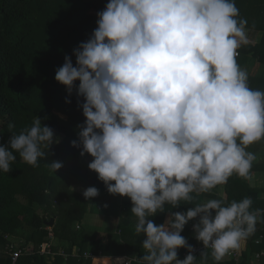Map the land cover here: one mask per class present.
I'll return each instance as SVG.
<instances>
[{"label": "clouds", "instance_id": "1", "mask_svg": "<svg viewBox=\"0 0 264 264\" xmlns=\"http://www.w3.org/2000/svg\"><path fill=\"white\" fill-rule=\"evenodd\" d=\"M247 23L235 0H109L92 36L74 49L77 66L65 56L56 71L69 95L79 81L76 92L85 100L86 121L72 146L93 157L88 167L109 194L133 205L135 232L146 237L138 264H196L181 235L190 221H198L195 239L220 264L264 223V209H253L250 197L193 204L233 175L253 182L258 156L248 148L264 141V91L249 86L237 62L238 49L250 43ZM54 142L59 138L36 116L0 145V171L10 172L14 153L39 166ZM46 167L56 175L63 164ZM82 194L91 201L99 191L88 187ZM181 202L193 206L170 211L159 226L150 219ZM185 248L181 260L178 250ZM208 255L201 253V264ZM91 259L130 264L132 258Z\"/></svg>", "mask_w": 264, "mask_h": 264}, {"label": "trees", "instance_id": "2", "mask_svg": "<svg viewBox=\"0 0 264 264\" xmlns=\"http://www.w3.org/2000/svg\"><path fill=\"white\" fill-rule=\"evenodd\" d=\"M108 3L109 0H0V145H7L12 136L29 128L36 116L44 123L42 126L65 134V139L52 145L48 158L41 159L39 166L28 165L14 153L17 158L11 162L10 172L0 171V264H13L4 253L9 236L28 248V253L15 264H92V259H87L85 254L128 257L132 258L131 264H138L134 259L143 256L142 244L146 237L137 235L135 227H129L135 221L126 198L122 197L119 215L112 213L113 195L97 173L91 174L82 166V146H72V141L79 143L78 133L86 121L82 108L85 100L76 92L79 81L69 95L66 87L55 80L65 56L77 66L74 49L92 36L98 26V13L104 11ZM235 4L240 18L248 21L246 28L264 32V0H235ZM244 51L264 63V37L259 45L238 49V57ZM249 86L264 91V78L249 79ZM69 100L71 102L67 103ZM51 161L63 164L56 175L50 174L46 167ZM256 171L263 172L264 164L253 163L252 173ZM246 182L236 175L230 177L225 203L250 197L253 209H264V200L259 199L264 189H251ZM81 184L86 188L96 187L99 196L89 201L72 190V186ZM96 202H99L101 215L121 218L119 235L111 237L107 244L96 240L93 232L73 228L75 222H82L94 209ZM35 204L42 213L34 209ZM184 205L181 202L173 209L166 205V212L150 219L159 226L168 212H177ZM51 220L54 225L49 227ZM256 227V233L247 240L240 262L220 264H251L253 254L264 250V223L258 222ZM181 235L195 246L196 239L189 228H184ZM261 236L262 240L257 243ZM46 243H51L56 253L53 258L37 252L38 247ZM202 252L195 255L196 264L201 262ZM207 252V262L215 264L211 250ZM186 255V248L178 250L179 259L183 260Z\"/></svg>", "mask_w": 264, "mask_h": 264}, {"label": "crops", "instance_id": "3", "mask_svg": "<svg viewBox=\"0 0 264 264\" xmlns=\"http://www.w3.org/2000/svg\"><path fill=\"white\" fill-rule=\"evenodd\" d=\"M248 38L250 43L248 45L256 46L261 44L264 32L256 29L246 28ZM245 52V51H244ZM240 54V56L237 58L238 64L245 69L249 74V79L255 78V79H262L264 78V63H262L259 59H256L252 56L251 53H244ZM54 132V141L59 138L60 143L65 139V134L61 132H57L53 130ZM59 143V144H60ZM53 145H57V143H53ZM248 151H251L258 156V160L254 162L256 165L264 164V141L256 143L254 145H251L248 148ZM93 160V157L91 155L86 154L85 156L80 155V162L82 166L91 174H95V172L91 171L88 167L89 163ZM253 182L250 184L248 181L246 182V185H248L251 189H264V171H256L253 172ZM85 182V181H84ZM86 185H74L72 186V190H75L80 193V195H83V190L86 189ZM199 197H201L200 201L198 200ZM228 194L226 192V184L218 186L217 188L211 190L209 193H203L196 197L195 203H202L209 199H222L224 202L227 200ZM259 199L264 200V192H261L259 194ZM112 204L111 206L114 207V209H111L112 213L119 215L121 208V196H113L112 197ZM194 203V204H195ZM126 204L132 208V203L130 199L126 198ZM193 205L187 206L184 205L182 208H179L177 212L184 213L186 212L190 207ZM99 202H96L95 207L92 211L87 213L85 215V218L82 222H75V226H78L79 228H84L87 231L93 232L95 234L96 240H100L103 244H107L111 237H115L119 235L118 226L121 222V218L117 215L115 216H105L101 215L99 213ZM169 212L166 214L165 221L168 219ZM157 219V218H156ZM133 220L135 221V217L133 216ZM159 220V219H158ZM136 222V221H135ZM198 221H190L185 228H189L190 231L194 233L193 225L197 223ZM129 227H135V223L130 224ZM195 238V233L193 235ZM202 242H199L196 240V244H199ZM247 249V241L244 243L239 250L242 254ZM257 254L254 253L251 258V264H264V257L260 261L257 259ZM187 256V255H186ZM117 257H113L115 260ZM128 258V257H125ZM131 259V258H129ZM241 260V258H240ZM233 260L230 259L229 256H226L221 262H231ZM201 264V262H199ZM207 264H210L207 262Z\"/></svg>", "mask_w": 264, "mask_h": 264}, {"label": "built area", "instance_id": "4", "mask_svg": "<svg viewBox=\"0 0 264 264\" xmlns=\"http://www.w3.org/2000/svg\"><path fill=\"white\" fill-rule=\"evenodd\" d=\"M77 229H79L78 226H77ZM50 238L52 239V236ZM262 238H263V236H261L257 240L258 241L257 243H260ZM21 244H22V241L11 240L6 244V246L4 248V253L11 258L13 264H15L18 261V259L24 255V253H28V248L22 246ZM193 249H194V252H193L194 256L199 254L202 251L211 250V249L206 250L202 243H199V244L193 246ZM37 252L46 258H49V257L53 258L56 255V253L52 249L51 243H46L44 245L39 246L37 249ZM227 256H229L230 259L235 261L236 263H239L242 254L238 250V251L230 252ZM85 257L87 259H91V257H93V255L92 254H85ZM263 257H264V250L257 254L258 261L263 259ZM134 260L138 261L137 259H134ZM131 262H132V260L130 261V264H131Z\"/></svg>", "mask_w": 264, "mask_h": 264}, {"label": "rangeland", "instance_id": "5", "mask_svg": "<svg viewBox=\"0 0 264 264\" xmlns=\"http://www.w3.org/2000/svg\"><path fill=\"white\" fill-rule=\"evenodd\" d=\"M42 124L44 125L43 122H42ZM33 207H34V209H35L36 211H38L39 213H42V210L40 209V207H39L38 204H35ZM73 228L76 230V229H77V226L74 225ZM11 240H14V237L9 236V237L7 238V241H11Z\"/></svg>", "mask_w": 264, "mask_h": 264}, {"label": "water", "instance_id": "6", "mask_svg": "<svg viewBox=\"0 0 264 264\" xmlns=\"http://www.w3.org/2000/svg\"><path fill=\"white\" fill-rule=\"evenodd\" d=\"M49 227H52L54 225V221L51 220L48 224H47Z\"/></svg>", "mask_w": 264, "mask_h": 264}]
</instances>
